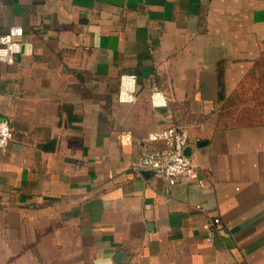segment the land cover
Returning <instances> with one entry per match:
<instances>
[{"label": "crops", "instance_id": "crops-1", "mask_svg": "<svg viewBox=\"0 0 264 264\" xmlns=\"http://www.w3.org/2000/svg\"><path fill=\"white\" fill-rule=\"evenodd\" d=\"M0 1V35L24 29L16 61L0 63L13 132L0 264H264V121L234 117L264 62V0ZM126 74L134 104L118 100ZM172 126L189 133L199 178L133 171L141 141Z\"/></svg>", "mask_w": 264, "mask_h": 264}, {"label": "built area", "instance_id": "built-area-1", "mask_svg": "<svg viewBox=\"0 0 264 264\" xmlns=\"http://www.w3.org/2000/svg\"><path fill=\"white\" fill-rule=\"evenodd\" d=\"M2 4L0 1V15ZM24 35V29L14 26L9 31L0 35V63L13 64L20 55L22 46L20 38ZM137 94V77L135 75H122L120 79V90L118 100L122 104H134ZM0 87V151H6L13 139L12 128L3 120L1 108ZM153 107H166L168 101L164 93L153 92L151 95ZM153 142L164 144L163 150H153L149 145ZM189 133L176 126L169 127L163 131L151 134L147 139L141 141L140 149L131 163V168L137 174L144 171H152L160 175L167 183L175 185L180 179L199 178L198 169L191 159L186 155L190 146ZM120 144L124 146L133 144L131 132H123L120 135ZM199 208V207H198ZM221 227V220L216 218L204 225L209 239H213L215 229Z\"/></svg>", "mask_w": 264, "mask_h": 264}, {"label": "rangeland", "instance_id": "rangeland-1", "mask_svg": "<svg viewBox=\"0 0 264 264\" xmlns=\"http://www.w3.org/2000/svg\"><path fill=\"white\" fill-rule=\"evenodd\" d=\"M260 75L252 77L238 93V107L234 110V117L240 112L247 115H255L257 121H264V62Z\"/></svg>", "mask_w": 264, "mask_h": 264}, {"label": "water", "instance_id": "water-1", "mask_svg": "<svg viewBox=\"0 0 264 264\" xmlns=\"http://www.w3.org/2000/svg\"><path fill=\"white\" fill-rule=\"evenodd\" d=\"M191 149H187L186 150V155L188 154V152L190 151ZM188 156V155H187ZM126 258V254L125 253H120L119 254V261H123L124 259Z\"/></svg>", "mask_w": 264, "mask_h": 264}]
</instances>
